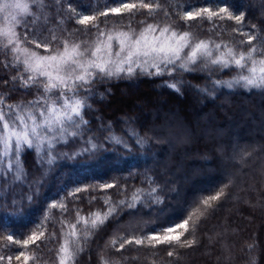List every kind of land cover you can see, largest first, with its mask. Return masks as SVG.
Returning a JSON list of instances; mask_svg holds the SVG:
<instances>
[{
    "label": "trees",
    "instance_id": "16d2710c",
    "mask_svg": "<svg viewBox=\"0 0 264 264\" xmlns=\"http://www.w3.org/2000/svg\"><path fill=\"white\" fill-rule=\"evenodd\" d=\"M72 2L74 7L83 8L85 14H98L101 6H121L118 0ZM160 2L169 10L167 19L163 12L153 18L147 17L146 10H142L144 14L138 13L134 18L125 14L122 20L119 16H100L98 23L101 27L104 24L111 26L118 21L127 25L132 20L133 26L139 28L142 20L147 19L149 23L160 20L173 24L180 31H191L198 39L228 43L247 41V36L242 33L255 34L264 39V0ZM214 4L218 7L228 6L233 15L243 14V20L237 24L235 20L215 17L213 21L206 17L191 21L181 18L185 11ZM52 11L55 16V9ZM55 19L59 21L60 17ZM62 27L68 31L83 28L74 19L65 20ZM20 31L23 32V29ZM255 43L257 40L254 39ZM10 75H15V72ZM10 75L5 74L4 79H10ZM174 75L177 80L184 81L180 93L163 86L170 79L167 75L138 76L133 80H112L96 85L98 92L105 89H110V92L103 100L97 96L95 101H89L92 109L86 113L85 119L91 122L93 132L102 122L105 125L111 123L117 135H124L129 127L128 122H131V127L141 136L150 138L147 155L141 158L138 155L141 149L130 141L136 155L129 156L123 151L127 163L119 168L105 164L85 167L60 161L59 167L46 177L43 199L23 218L11 221V228L16 233L13 240L23 242L33 232H38L37 226L42 223L44 226L39 231H44L45 237L25 249L22 243L7 241L8 231L0 232V264H25V255L35 257L29 259L27 264H55L56 249L61 243V221L74 224L77 210L82 216L98 210L106 211V199L116 202L125 199V196L130 197L138 188L147 189L148 183H142L145 173L159 185L161 202H146L136 209L124 210L106 222L92 237L78 264H100L101 256L108 259L110 264H249L250 257H255L257 264H264V92L221 89L210 97L189 86L210 84L206 72ZM232 75L234 72L225 70L213 75L212 79L228 80ZM0 91L7 92V88L0 85ZM35 95V89L27 95L24 89H19L10 95L6 103L27 102ZM160 118L163 122L158 120ZM178 120L186 131H176ZM170 137L173 138L167 144ZM78 146L68 145L62 150L71 152ZM114 147L104 142L105 149ZM36 159L31 151L23 156L25 168L32 177L40 175ZM64 179H69L66 187ZM229 179L232 183L225 189L226 196L199 222L194 233H185L182 238L194 239L191 247L161 244L151 248L133 244L117 251L122 241L110 246L114 237L130 239L133 236H149L154 234L153 229L160 231L181 223L187 218L188 206L194 199L215 194ZM105 184L115 186L103 188ZM75 187H87L88 190L69 195ZM20 194L21 189L16 188L11 196L19 198ZM8 195L6 191H0V196ZM61 199L67 206L66 212L62 213L59 208L49 210L52 202ZM46 210L49 211V219L44 222ZM128 212H134V215L126 214ZM52 234H55V239L48 238ZM250 244L255 245L251 252L248 248ZM169 251L174 253L173 256L168 255ZM17 256H20L19 260Z\"/></svg>",
    "mask_w": 264,
    "mask_h": 264
},
{
    "label": "snow or ice",
    "instance_id": "6c2138e0",
    "mask_svg": "<svg viewBox=\"0 0 264 264\" xmlns=\"http://www.w3.org/2000/svg\"><path fill=\"white\" fill-rule=\"evenodd\" d=\"M118 2L120 7H106L98 14L82 15L83 8L74 7L72 0H0V85L7 88V92L0 91V191L9 194L0 196V232L8 231L6 239L10 243H22L27 249L29 244L45 237V232L39 231L44 226L42 223L37 226L38 232H33L23 242L13 240L16 233L11 221L23 218L43 199L46 177L59 167L60 161L85 167L105 164L119 168L127 163L123 151L129 156L136 155L130 141L141 149L138 154L141 158L147 155L150 138L141 136L131 127V122L124 135H117L111 123L102 122L93 132L91 122L85 119L92 109L89 101H95L97 96L103 100L110 92V89L98 92L96 85L112 80H133L138 76L167 75L170 79L163 86L180 93L184 81L177 80L174 74L201 71L207 73L210 84L189 86L205 96L214 97L221 89L264 92V39L258 35L242 33L247 41L217 42L198 39L191 31H180L171 23L160 20L149 23L147 19L139 22V28L133 26L132 20L127 25L118 21L101 27L100 16H119L122 20L125 14L131 18L138 13L144 14L142 10H146L147 17L155 18L160 12L165 19L169 15L168 8L160 0ZM57 16L59 21L55 19ZM205 17L209 21L214 17L235 20L237 24L243 20V14L233 15L228 6L220 8L219 12L209 8L185 11L181 18L191 21ZM73 19L83 28L68 31L62 27L65 20ZM254 39L257 40L255 44ZM225 70L234 75L228 80L212 79L213 75ZM13 72L15 75H10ZM5 74H9L10 79H4ZM19 89H24L26 95L35 89L36 95L27 102L6 103ZM104 142L115 147L105 149ZM68 145L79 146L71 152L63 151ZM29 151L37 158L39 176L32 177L25 168L23 156ZM144 176L142 183H148L147 189L138 188L130 197L116 202L106 199V211L82 216L77 210L74 224L61 221V243L56 249L55 264H78L92 237L124 210L136 209L146 202L160 203L159 185L147 173ZM63 183L66 187L69 179H64ZM231 183L229 179L215 194L194 199L188 206L187 218L181 223L160 231L153 229L154 234L149 236L114 237L110 246L122 241L117 251L133 244L151 248L161 244L191 247L195 240L182 239L185 233L195 232L199 222L226 196L225 189ZM114 186L102 185L103 188ZM16 188L21 189L19 198L11 196ZM87 190V187H75L69 195ZM56 208L62 213L67 211L63 199L49 205V210ZM126 214L134 215V212ZM48 219L49 211L46 210L43 221ZM48 238L56 236L52 234ZM254 247V244L248 245L249 251ZM173 254L168 252L169 256ZM29 259L35 257L25 255V264ZM100 264H110V261L101 256ZM249 264H257L256 258L250 257Z\"/></svg>",
    "mask_w": 264,
    "mask_h": 264
},
{
    "label": "rangeland",
    "instance_id": "374dc122",
    "mask_svg": "<svg viewBox=\"0 0 264 264\" xmlns=\"http://www.w3.org/2000/svg\"><path fill=\"white\" fill-rule=\"evenodd\" d=\"M216 4H214V5H209V6H205V7H202L201 9H203V8H209L210 10H212V11H215V12H219V10H220V8H222V7H218V6H215ZM113 7H120V6H117V5H115V6H113ZM105 6H101V8L99 9V12H101V11H104L105 10ZM108 8V7H107ZM110 8H112V7H110ZM201 9H196V10H194L193 12H195V11H199V10H201ZM98 12V13H99ZM82 15H93V14H85V13H81ZM159 121H162L163 122V119L162 118H160V119H158ZM152 123H154L153 121H152ZM178 129L176 130L177 132L178 131H186L185 130V127L183 126V124L181 123V122H179V120H178ZM233 132H234V129H233ZM172 138L173 137H170V138H168V142H166L167 144L168 143H170L169 141H171L172 140ZM219 138H222V136L221 137H219ZM264 159V158H263ZM262 159V160H263ZM53 203V202H52Z\"/></svg>",
    "mask_w": 264,
    "mask_h": 264
}]
</instances>
